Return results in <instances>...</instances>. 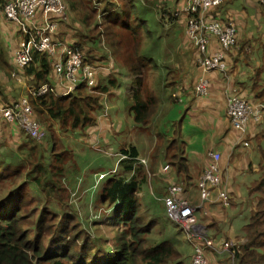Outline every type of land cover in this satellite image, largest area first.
<instances>
[{
    "label": "trees",
    "instance_id": "trees-1",
    "mask_svg": "<svg viewBox=\"0 0 264 264\" xmlns=\"http://www.w3.org/2000/svg\"><path fill=\"white\" fill-rule=\"evenodd\" d=\"M10 1L0 0V12H3L4 6ZM60 1L65 8L66 5L68 6L69 11L73 7L76 10L80 9L82 12L81 7H85L84 0ZM120 2L122 6L113 5V9L110 7L105 11L110 12L111 17H116V22H111V25L115 26L119 21L120 31L129 30V33H131L132 27L131 39L133 43L129 40L131 45L124 43L125 40L123 39L108 44L106 42L105 44L103 39L99 37V35L102 36V32H97V36L93 37L91 35L87 37L85 31L78 35V40L65 45L71 51L79 52L82 57V63L89 66L92 72L91 85H87L88 81L80 77L78 83L74 85L73 91L65 94L66 86L70 82L66 77L65 70L69 55L65 51L59 50L55 54L50 55L46 52L41 53L30 48L28 62L19 68L8 60L5 49H0V97L4 100H0V107L12 106L13 103H20L25 99L29 102H27L30 104L29 106H31V112L33 113V117L31 113V118L37 123L39 129L44 132V135L40 139L33 138L16 118L8 121L0 114V132L5 131L9 136H16V133H11L14 123H16L15 130L20 131L17 133L18 137H20L19 142L7 143L8 145L0 144V169H3L1 168L2 166L10 167L9 172H0V187H4L6 191L4 195L0 196V264H183L182 259L184 254L174 247L172 240H161L162 236L151 244L146 240L145 235L149 233L153 221L156 220L152 219L150 222L143 223L141 219L138 192L148 182L141 152L137 150L133 143H126L121 146L118 151L119 161L117 170L105 181L100 190V203H105L106 201L107 205H109L106 210L108 211L109 209L107 221L119 230L113 238V246L106 248L99 247L96 252L90 253L88 252L87 241H85L81 245L80 251L76 254L71 252V247L74 245H71L68 239L73 231L68 221L73 215L67 213L65 215V206L67 204L63 205V208H60L61 211H64L62 214L67 218L65 221L57 223L56 230L54 231L55 234L49 239L50 245L45 246L42 243L45 235L49 232V223L47 221L50 222L56 213L54 204L58 206L60 202L57 195L62 191L63 187L59 185V182L64 177L67 179L73 173L71 162L73 161L72 149L74 148H70L71 143L69 145L68 137L73 141L78 140L72 133L81 132V138L86 141L85 138L88 130L96 133L98 130L97 115L101 112L106 117L108 114V109L104 106V102L102 104L100 95H108L111 91L109 89H112L115 93H119L118 90L116 91L113 88H118L117 86L120 83L123 88L122 91L125 90L127 92L124 91V94H121L127 101H130L129 113L132 116L133 122L140 124L143 128L149 127L157 133H159L158 126L161 127L162 123L166 122L165 117L175 112V104L182 100L180 95L187 94L191 89L194 95H196L195 83L199 73L196 68L198 45L195 44L194 40L186 36L187 18L184 16L185 22L181 26L182 36L177 45V50L184 52L183 38L184 43L188 44L185 52H192V66L196 70L194 85L186 80V76L183 75L181 63L173 60L169 64H163L165 69L159 71L156 86L159 88L160 93L157 96H153L147 90L145 67L136 68L132 65V62L137 59L126 55L127 52L131 54V51H140L138 47L139 39L136 40V36L138 30L143 27L137 26L134 28L131 23L129 26H126L122 23V20H119L120 12H124V10L128 12L136 11L137 3L142 7H147V5L138 0H120ZM152 4L155 12H157L158 20L165 27H169L170 24L175 23L179 19V13L170 5L169 0H157ZM220 5L221 3L210 11L209 16L215 17ZM88 14L91 16V12ZM220 20L224 22L223 19L220 18ZM82 23L85 25L89 23L87 15L82 17ZM104 29L109 31L108 28ZM107 35L111 40L117 36L112 31ZM83 39H87L86 43H88L89 48L87 47L86 49L85 44L82 42ZM2 46L5 48L4 45ZM101 47H108V51L104 49L106 60H101L99 55L95 54L100 52ZM230 49L225 52L227 64H229ZM165 55L167 54L165 53ZM110 57H113V59ZM262 58L264 65V47H262ZM102 61H107L104 71H101L99 66L96 65V63ZM116 63L126 65H122L121 68ZM57 64L61 65V73L57 69ZM128 64H131L129 68ZM252 69H254V74H258L264 70V67L259 70V68L254 66ZM227 72L228 70L226 74L216 73L226 76ZM16 73L20 74V77L21 73L24 76V88L27 95L21 96V99L17 97L8 99V93H12L14 88L9 91V87L5 83L11 84L17 81L15 78ZM113 75L117 76L112 78ZM102 76L106 84L97 89ZM206 76L209 79V74ZM59 78L61 82H58ZM58 86L61 92H59ZM256 86L258 85H256L255 81L251 80L248 93L238 88L239 90H234L236 92L234 95L250 103L262 102L259 101L261 99H259L258 95L259 93L260 96L264 95V86L261 87L262 92L258 94L259 90L254 92ZM62 89H64L63 93ZM249 92H252V94H249ZM225 114L230 128L237 136L234 146L236 148L238 146L245 148L250 146L249 142H252L254 146L253 157L247 163L246 168V172L252 177V182L247 188L244 200V207L248 211V215L243 225L242 239H230L229 246L225 241H218L214 235L219 233L221 224L217 221L211 223L212 228L216 226L214 230L217 232L213 233V236L209 235L213 239V244L210 245L209 240H207L209 243L195 244L196 249L199 248L201 251L203 264H264V109L259 121H250L243 131L233 128L230 123L227 115V100H225ZM262 119L263 124H260ZM180 120L179 118L172 121L171 125L174 127V130L169 135L166 133L163 136L159 134V137L166 144L165 147L161 145V153L164 154V159L158 161L166 163L165 166L160 168L161 176L165 172L171 174V171H173L175 182L161 178L160 181L164 185L162 184V188L155 191L161 197L152 198V201L161 200L162 204L160 207L164 209L168 219L182 233L185 242L190 245V264H194V257L197 254L194 241H191L181 226L171 219L167 213L164 201L165 196L169 192L168 188L172 185L180 186V191L176 194L177 198L186 199L194 205L203 199L199 187L200 179L191 173L194 164L191 165L185 155L186 144L180 132ZM151 122L155 125H152ZM261 125L262 129L260 130ZM111 131L113 130L111 129ZM100 140H97V145H92L99 152L102 150L99 146ZM117 142L114 140L112 143ZM81 144L84 145V142H81ZM107 150H111V153L114 152L112 147L106 148L103 151ZM211 154H217L219 157L217 161L219 182L217 185L207 184V190L210 195L205 199H210L211 203L217 205L219 210L228 209L232 201L229 199L228 203H224L222 198L216 196L217 190H226L228 195L230 194L229 198H231L232 194V192L228 191L222 175V171L226 167V165H223L222 170L221 157L224 160V156L215 150L208 151L206 161L200 172L202 173L211 162ZM67 168L70 171L65 174L64 172ZM10 177L19 178L21 181L20 185L14 190L11 189L9 183ZM26 184L33 188V192L38 198H42L45 201L46 205L44 206H48V209L40 208L35 222H30L27 226L22 225V223H25L22 218L25 215H23L25 197L20 191V188ZM192 191L195 192L194 198L192 197ZM204 208L207 209V206H203ZM57 210L60 211L59 209ZM243 210V208H240L237 213ZM195 213L196 220L205 228L206 224L198 220L204 215V210L196 209ZM197 215H200V217ZM21 227H25V229L29 227L30 229L34 228L33 235H28ZM207 229H209V226ZM43 231H45V234H43ZM78 231L79 234L76 236L75 233L73 234V237L76 238L74 239L75 241L79 236L85 234L84 228H79ZM203 233L205 236V229ZM205 238L207 239L206 236ZM195 243H197L196 238Z\"/></svg>",
    "mask_w": 264,
    "mask_h": 264
},
{
    "label": "rangeland",
    "instance_id": "rangeland-1",
    "mask_svg": "<svg viewBox=\"0 0 264 264\" xmlns=\"http://www.w3.org/2000/svg\"><path fill=\"white\" fill-rule=\"evenodd\" d=\"M138 1L146 4L147 7H142L139 5V3H137L136 11L133 10V12H128L124 10V12H120L119 20H122V23L126 26H129V24L131 23L134 28H136L137 26L145 28H140L136 36V40L139 39L138 47L140 48V51H131V54L130 52H127L126 55L130 56L131 58L137 59L132 62V65H134L136 68L139 69V67H145L147 90L151 95L157 96L159 95L160 90L156 86V80L158 78L159 71L161 69H165V67H163V64H169V62L175 60L180 62L182 65H186L188 64L189 59L192 57V52H185L187 50L188 44L184 43L183 38L182 44H184V52L177 50V45L179 43L180 37L182 36L181 26H183L185 22V0H169L170 5L173 6L174 10L179 13V19L175 23L170 24L169 27H165L157 18V12H155L152 4L157 0ZM84 2L85 7H81L82 12L80 11V9L77 8L78 10H76L73 7L72 10L69 11L68 6L66 5L63 22L61 23V26L57 28L56 33L54 34V39L59 44L68 45V43L74 40H78V35L81 32L84 33V31L86 32L87 37L91 35L94 37L97 36V32H102V36L99 35V37L103 39L105 44L106 42L108 44L111 42H116L120 39L125 40L124 43L129 45H131V42L133 43L131 39L133 32L132 27L131 33H129V30L120 31L121 29L119 27V21L115 26L111 25V22H116V17H111L110 12L105 11L110 7H112L113 9V5L122 6L120 0H84ZM220 3L221 5L219 8V13L221 19H223L224 22H227L231 18V16H224L225 12L229 11L238 12L239 15L243 16V18H245V14H243V12H247L248 14L253 15V20L251 21V23L246 21L244 22L243 20L242 26L237 23V20L234 19L235 21L233 22L232 19L231 23L233 25L235 23L234 27L236 26L235 30L236 28L237 30L235 42L231 46L229 57L230 59H235V62L241 67L245 66L248 63H251L252 66H256L257 68H259V70H261L264 67L262 58V47H264V39L262 38V35H264V24L262 25V18H259L258 12H264L263 0H254L253 7H251L253 3L250 0H220ZM227 7H231V9L228 11ZM90 12L91 16L88 14ZM85 15L89 17V23L86 25L82 23V17ZM1 18L6 23V26H9V29L8 31H5L2 27L0 29V49H5L7 58L12 63L13 60L10 57L11 53L19 50L20 41L23 39V44L31 43V38L37 39L39 37L38 32L41 33V30L32 29L29 35H24L21 32L17 31V28L14 24L6 20L4 12H0V19ZM104 28H108L109 31L105 30ZM24 30L28 31L29 29L25 27ZM111 31L117 34V36L112 40L107 35ZM82 42L83 44H85V47L87 49V47L89 46L88 43H86L87 39H83ZM26 44L23 49L27 47ZM2 45H4L5 48ZM93 46L96 47L95 45ZM107 48L108 47H101L100 52H97L95 54L99 55L101 60H106L104 53L105 50L108 51ZM165 53L167 55H165ZM110 58L113 59V57ZM116 64H119L121 68L122 65H126L123 63ZM96 65L99 66L101 71H104L107 66V61L96 63ZM130 66L131 64H128V68ZM232 69L233 63L231 62V64H228L227 74ZM261 74L262 72L254 74L252 78V81H255L256 85H258L254 89V92H257L259 90L257 94L259 92H262L261 87L264 86V82L260 80ZM175 75H177V73H175ZM116 76L117 75H113L112 78H115ZM15 78L17 81L12 82L11 84L5 83L6 86L9 87V91L14 88L12 90V93H8V99L15 97L21 99V96L27 95L26 89L24 88L25 78L22 73L21 77L20 74L16 73ZM101 78L102 80L97 89H100L103 84H106L103 76ZM58 82H61L60 78L58 79ZM117 87L118 88L113 89H116V91L118 90L119 93H115V91L109 89L111 91L108 95H100V100H102V104L103 102L105 103L104 106H106L107 109L109 103L113 104H111L112 112H114L118 106H122V98L126 101V98L121 94H124L125 90L122 91L123 88L120 83ZM58 90L59 92H61L59 86ZM63 91L64 89H62V93ZM258 96L260 97L259 99H261L259 101L264 100V95L260 96L259 93ZM0 100L4 101L3 99H1V97ZM122 117H124L123 114ZM263 119L261 120L260 124H263ZM130 120L127 117V119L123 121V126L121 127V131L119 134L113 135L111 131L109 133H106V135H110V144L107 145L99 143V146L102 148L100 152L92 146L97 145L98 138L92 139L91 135L87 134L85 138L86 141H84V139L81 138V132L72 133L73 136L79 141H73L72 139H70V137H68L69 145L70 143L72 145H70V148H74L72 149L73 161L71 162V170H73V173H71V175H69L67 179H65L64 177V179L60 180L59 182V185L63 187L62 191L57 195V198H59L60 202L58 206L57 204H54L56 213L54 214V217L50 222L47 221V223H49V232L45 235L42 243L45 246L50 245L49 239L54 236V231L56 230L57 223L65 221L67 218L65 215L67 213L69 215H73L70 218L68 217L69 225H71L70 227L73 231L69 235L68 239L69 243L71 245H74L73 247H71V252H74L76 254L78 251H80V247L85 241H87L89 250L88 252L90 253L96 252L99 247L106 248L113 246V238L119 230L116 228V226L110 225L111 223L107 221L109 209L108 211L106 210L109 205H107L106 201L105 203H100V190L105 181L112 176L115 170H117L119 161L118 151L120 150L121 146L126 143H133L135 144L137 150L141 152V157L143 158L144 166L146 168L145 170L147 173L148 182H146L147 184H145L143 189L138 192V200L140 201L141 208V219L143 223L150 222L152 221V219L156 220L153 221L149 233L145 235L146 240L150 244L153 241L160 239V236H162L161 240H172L174 247L179 252H182L184 254V257L182 259L183 264H190V245L185 242L182 233L178 230L176 225L171 222L170 219H168L164 212V209L160 207V205L162 204L161 200L159 199L155 202L152 201V198L159 197V194L155 192L156 190L153 187V182H155V180H157L160 185L163 184L160 181L161 178H164L167 181L175 182L174 178L169 173L165 172L164 175L161 176L160 172L161 162L158 161H162L164 159V154L161 153V145L165 147V141H162V139L159 137V133H157L155 130H151L149 127L143 128L140 126V124L132 123V117H130ZM151 124L155 125L152 122ZM261 129L262 125L260 126V130ZM112 130L118 131L116 126H113ZM200 136V132H195L191 129H187L184 132L183 138L185 144L192 145L193 143L196 144V142L202 139V137ZM114 140L118 142L113 144L112 142ZM13 142L14 141L12 140V138L7 135V132H0V144H9ZM81 142H84V145H82ZM109 147H112L114 149V152L111 153V150L103 151L106 150V148L108 149ZM189 149V146H185V155L187 160H189ZM1 168H3L0 169V172L2 173H7L10 170V167L2 166ZM68 171H70L69 168H67L64 173L67 174ZM200 174L202 173L199 172V175L197 177H199ZM20 182L21 181L19 178L10 177L9 183L11 185V189H16L17 186L20 185ZM20 191L25 197V200L23 202L25 206L23 209V215H25L22 217L23 222L25 223H22V225L27 226L30 222H35L37 213L40 208L48 209V206H44L46 205L45 201L42 198H38L33 192V188L28 184L23 185L20 188ZM219 192L223 194L222 198L225 197L228 202L230 198L227 191L217 190L216 196L219 195ZM5 193V188L0 187V196L4 195ZM65 204L67 205L65 206V215H63L62 213L64 211H61L60 208H63V205ZM199 204L201 206H207V209H203L202 207L201 210H204V215L200 217V220L206 224L205 236L207 237V240H209L210 245L213 244V239L210 236H213V233L217 232H215V230L213 232H211V230L208 231L207 228L208 226L212 225L211 223L219 221L221 224L219 227L220 231L217 235L214 236L218 241H225V243H228L229 246L230 239H233L235 235H238L241 232V227H243V224L246 221L248 211L245 209L240 213L235 212L234 214H230L231 211H228L227 209L218 210V208L216 207V212H213L212 208H208L209 206H211V204H214L211 203L210 199H201L196 203V205ZM57 209H59L60 211H58ZM30 227L28 229H25V227H21V229H24V232H27L28 235L30 234V236H32L34 233V228L30 229ZM79 228H84L85 234L79 236L75 241L74 239L76 238L73 237V234L75 233V236L79 234ZM232 230H234V232H231ZM43 234H45V231H43Z\"/></svg>",
    "mask_w": 264,
    "mask_h": 264
},
{
    "label": "built area",
    "instance_id": "built-area-1",
    "mask_svg": "<svg viewBox=\"0 0 264 264\" xmlns=\"http://www.w3.org/2000/svg\"><path fill=\"white\" fill-rule=\"evenodd\" d=\"M219 4L220 0H185L186 36L198 45L196 68L199 73L195 83V94L198 96H206L209 93L210 82L206 75L211 72L226 74L228 64L225 52L231 48L236 38L237 28L235 30L236 26L234 27L235 23L234 25L231 23L232 20L222 22L216 16H209V12ZM65 10L60 0H11L3 8L6 20L14 24L17 31L22 34L29 35L32 29L41 30V33L38 32L37 39L31 38V43H25L27 45L25 49H23L25 44L22 39L19 43V50L11 53L10 57L17 67H23L28 62L30 48L50 55L61 50L69 55L65 65L66 77L70 81L66 86L65 94H67L73 91L80 77L88 81L87 85H91L92 72L88 65L82 63L79 52L71 51L65 44H59L54 39L57 28L63 22ZM25 27L29 30L25 31ZM57 69L61 73L60 64H57ZM234 93L236 92L233 90L227 97V115L233 128L243 131L250 121H259L264 109V101L250 103ZM31 113V107L25 99L20 103H13L12 106L0 107V114L6 120L11 121L16 118L31 137L40 139L44 132L31 118ZM211 158V162L199 176V187L203 199L210 195L207 184L217 185L219 182L217 173L219 157L217 154H211ZM168 189L169 192L164 198L167 213L181 226L186 236L194 241L197 253L194 257V264H203L201 251L199 248L196 249L195 245L209 243L203 233L204 226L195 218V210L202 209L203 205H194L186 199L177 198L176 194L180 191L178 185H172ZM222 195L219 192L220 198ZM222 200L228 203L225 197ZM195 238L197 243H195Z\"/></svg>",
    "mask_w": 264,
    "mask_h": 264
},
{
    "label": "crops",
    "instance_id": "crops-1",
    "mask_svg": "<svg viewBox=\"0 0 264 264\" xmlns=\"http://www.w3.org/2000/svg\"><path fill=\"white\" fill-rule=\"evenodd\" d=\"M250 1L253 3V5L251 6L253 7L254 0ZM219 8L220 7H218V11L215 14L217 18H221L219 17ZM227 9L229 11L231 7H227ZM243 14H245V18H243L242 15H239L238 12L230 11L225 12L224 16H231L229 20L233 19V22L237 20V23H239L241 26L243 24V20L244 22L246 21L251 23V21L253 20V15L248 14L247 12H243ZM258 15L259 18H262L261 22L263 25L264 12H258ZM1 27L5 31H8L9 29V26H6V23L2 20V18L0 19V29ZM262 38L264 39V35H262ZM228 62L229 64H231V62L233 63V69L226 76H222L220 73L216 72H211L209 74L211 87L207 96H196L192 92V89L187 94L180 95L182 100L175 104V112L170 113L165 117V120L167 121L163 122L161 127L158 126V130L159 134H161L162 136L165 133L169 135V133L173 132L174 130V127H172L171 125L172 121L178 120L180 118L181 135H184V132L187 129H191L195 132H200V137H202L201 140L196 142V144H186V146L190 147L189 163L191 165L194 164L191 173L196 178H198L197 176L199 175V172L201 171L206 161V154L208 151L215 150L224 156V160L221 157L222 170L223 165H226V167L224 171H222V175L226 182L228 191L232 192L230 196V200L232 201V203H230V207L227 210L231 211L230 214H234L235 212H238L240 208H243L245 210L244 200L246 198L247 188L252 182V177L246 172V168L247 163L253 157L254 146L252 142H249L250 146H247L245 148L239 146L236 148L234 146V141L236 140L237 136L228 124L225 114V100H227V97L233 90L238 88L243 89L248 93L249 84L254 75V69H252L254 66H252L251 63H248L245 66L241 67L235 62V59H230V57H228ZM192 64L193 63L190 58L188 64H181V70L183 69L182 73L186 76V80L194 85V82L196 80V70L192 66ZM260 80L264 82V71H262V74L260 75ZM249 94H252V92H249ZM122 103V106H118L114 112H112V103H109L108 114L106 117H104L101 112L99 113V115H97L98 130L96 131V133L88 130V134L91 135L92 138H98L99 140L101 138V144L109 145L110 135H106V133H109L113 126H116L118 131H111V133L113 135H117L120 133L121 127L123 126V121L126 120L127 117L129 118V120L130 117H132L129 113L130 101L123 100ZM122 114L124 115V117H122ZM132 123H134L133 120ZM15 129L16 123L13 124L11 129V133H16L17 136H10L14 141L13 143L20 141V137H18L17 135V133H19L20 131H17ZM160 164L161 167L166 165V163L163 162H161ZM170 175L172 177L175 176V174H173V171H171ZM153 187L155 190H160L162 188L157 180L153 182ZM191 193L192 197L194 198L195 192L192 191ZM160 197L161 196H159V198ZM216 207L217 205L211 204V206H209L208 208H212V211L216 212ZM197 216L200 217V215ZM198 220L201 221L200 219ZM210 230L211 232H213L214 227L212 228L211 226H209L208 231ZM231 232H234V230H232ZM242 237L243 227H241V232L238 235H235L233 239H242Z\"/></svg>",
    "mask_w": 264,
    "mask_h": 264
}]
</instances>
